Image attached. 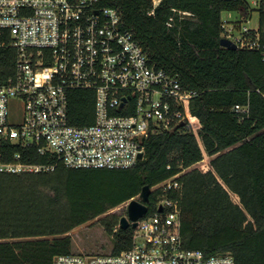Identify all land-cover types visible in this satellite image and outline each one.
Wrapping results in <instances>:
<instances>
[{"label":"trees","instance_id":"16d2710c","mask_svg":"<svg viewBox=\"0 0 264 264\" xmlns=\"http://www.w3.org/2000/svg\"><path fill=\"white\" fill-rule=\"evenodd\" d=\"M99 7L118 10L151 63L198 93L187 106L195 129L151 135L144 159L125 170L69 168L0 140L5 163L17 154L24 163H57L49 173L0 174V264H52L73 254L70 234L97 219L113 240V254L130 249L135 228H118L125 216L110 212L184 169L181 195L169 194L180 201L184 247L208 257L230 253L236 264H264V57L220 44L222 14L241 3L162 0L153 15L151 0H99ZM14 55L0 54L2 69ZM95 99L94 91L70 93L72 125L94 123ZM247 105L244 118L233 111ZM161 197L152 192L150 213Z\"/></svg>","mask_w":264,"mask_h":264},{"label":"built area","instance_id":"2783aa9c","mask_svg":"<svg viewBox=\"0 0 264 264\" xmlns=\"http://www.w3.org/2000/svg\"><path fill=\"white\" fill-rule=\"evenodd\" d=\"M151 1L153 15L162 0ZM230 1L241 3L234 12L242 21L222 20V39L264 57V0ZM255 16V27L243 26ZM10 50L12 63L2 69L0 60V140L35 148L69 168L125 170L144 159L151 135L195 129L187 106L198 93L157 69L125 30L121 13L100 8L99 0H0V54ZM74 90L94 91L93 124H71ZM13 101L23 105L19 124L10 122ZM233 111L244 118L250 106ZM15 159L5 163L0 156V174H41L57 167L24 163L20 154ZM187 171L151 188L162 197L154 212L137 221L130 249L57 256L52 264H236L230 253L208 257L184 247L180 201L169 194L181 195L180 178Z\"/></svg>","mask_w":264,"mask_h":264},{"label":"rangeland","instance_id":"374dc122","mask_svg":"<svg viewBox=\"0 0 264 264\" xmlns=\"http://www.w3.org/2000/svg\"><path fill=\"white\" fill-rule=\"evenodd\" d=\"M241 16L237 12H224L222 14L223 21H242ZM257 16L254 20L247 24L243 23V26L255 27ZM23 105L19 101H13L10 104V122L19 124L23 120ZM210 160V159H209ZM127 204L112 210L110 213H116L118 215H125L127 211ZM73 239V253L74 254H109L113 249V240L109 237L104 228L101 225L100 219L85 224L75 229L71 234Z\"/></svg>","mask_w":264,"mask_h":264},{"label":"water","instance_id":"95a60500","mask_svg":"<svg viewBox=\"0 0 264 264\" xmlns=\"http://www.w3.org/2000/svg\"><path fill=\"white\" fill-rule=\"evenodd\" d=\"M220 44L223 48L228 50H237V46L227 39H221ZM144 155H140V159H143ZM152 195L150 186L144 187L140 194V200H132L127 207V216L123 217L120 221L122 229H128L130 226L136 228L137 221L145 216L149 212V202ZM132 222V225H131Z\"/></svg>","mask_w":264,"mask_h":264}]
</instances>
